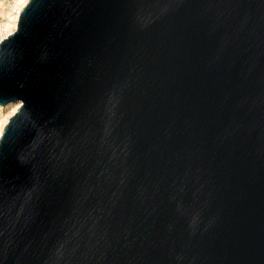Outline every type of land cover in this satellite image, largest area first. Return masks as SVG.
Wrapping results in <instances>:
<instances>
[{
  "label": "water",
  "instance_id": "95a60500",
  "mask_svg": "<svg viewBox=\"0 0 264 264\" xmlns=\"http://www.w3.org/2000/svg\"><path fill=\"white\" fill-rule=\"evenodd\" d=\"M16 103L0 264H264V0H29Z\"/></svg>",
  "mask_w": 264,
  "mask_h": 264
},
{
  "label": "rangeland",
  "instance_id": "374dc122",
  "mask_svg": "<svg viewBox=\"0 0 264 264\" xmlns=\"http://www.w3.org/2000/svg\"><path fill=\"white\" fill-rule=\"evenodd\" d=\"M23 5L24 4H22L20 0H0V42L6 36L10 34L11 30H13L14 23H15L13 16L15 17L18 14V11L21 9V7L26 6V5L24 6ZM18 105L19 104H15V105L8 104L5 106L0 105V126L1 127H2V124L4 125L5 123L4 121L6 120V118L8 119V117L12 115L14 109Z\"/></svg>",
  "mask_w": 264,
  "mask_h": 264
},
{
  "label": "bare ground",
  "instance_id": "6f19581e",
  "mask_svg": "<svg viewBox=\"0 0 264 264\" xmlns=\"http://www.w3.org/2000/svg\"><path fill=\"white\" fill-rule=\"evenodd\" d=\"M20 2H22V4H24V5H26V3H28V0H20ZM23 5V6H24ZM24 7H21V9L18 11V14L14 17L13 16V19H14V28H13V30H11V32H10V34L9 35H11V34H13L15 31H16V29L18 28V23H19V18H20V14H21V10L23 9ZM11 23V22H10ZM8 35V36H9ZM8 36H6L5 38H7ZM4 38V39H5ZM1 43V42H0ZM16 104H19L20 105V103H16ZM12 105H15V104H12ZM19 105L14 109V111H13V113H12V115L11 116H13L16 112H17V110H18V108H19ZM11 116L10 117H8V119L6 118V120L4 121L5 123H4V125L2 124V127L0 128V138H1V136H2V134H3V132H4V128H5V126H6V124L9 122V120H10V118H11Z\"/></svg>",
  "mask_w": 264,
  "mask_h": 264
}]
</instances>
